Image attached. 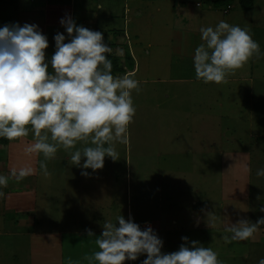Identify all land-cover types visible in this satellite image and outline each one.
I'll return each mask as SVG.
<instances>
[{
    "label": "rangeland",
    "instance_id": "obj_1",
    "mask_svg": "<svg viewBox=\"0 0 264 264\" xmlns=\"http://www.w3.org/2000/svg\"><path fill=\"white\" fill-rule=\"evenodd\" d=\"M198 1L199 7L194 3L181 9L179 19H185L173 22L174 27L179 24L178 29L187 31L195 25L199 31L201 26L214 27L220 20L240 25L259 43L260 54L230 73L226 82L203 84L193 82L196 75L191 57L180 59L171 55L168 35L164 36L167 42L163 39L153 42L150 48L145 46L146 60L141 58L145 62L141 65L144 61L141 60L135 76L143 83L139 82L138 93L132 92L136 112L128 127V141L115 145L119 159L106 161L104 171L99 173L100 183L92 173L84 176L86 179L79 178L83 183L78 186L82 188V198L80 193H74L72 183L65 187V195L84 201L81 212L74 219L75 225L98 224L94 219L99 217L101 222L108 213V195L103 191L108 187L105 181L110 178L114 181L109 182L112 191L109 196L115 197L116 202L114 218L122 214L127 219L125 207L128 209L129 202L137 218L134 222L141 229L149 223L163 240L162 252L178 250L180 244L185 243L181 237L187 236L189 242L197 240L213 248L223 264H258L261 258L256 243H250L253 248L251 245L242 247L236 241L226 243L221 238L227 233L220 228L223 214L225 221L232 223L241 218L255 223L264 217V212L260 211L264 207V176L256 175L257 169L264 168V138L256 136L257 133L264 135V0H254L248 12L241 10L238 0H233L230 7L223 6L228 9L227 13L211 10L212 15L207 11L210 0ZM149 34L142 44L150 42ZM151 37L157 38V35ZM178 75L190 80H167ZM62 152L63 149H58L55 156H63ZM245 165L250 172L244 170ZM39 183V193L44 195V183ZM51 186L47 192L53 190ZM87 190L97 195L93 197ZM61 192L63 196V189ZM53 195L57 196V192ZM87 198H95L97 204L92 205L91 200V205L87 204ZM41 200L43 203L44 197ZM46 200L47 210L55 217L51 222L60 221L61 202L59 199ZM77 202L75 206L80 207ZM203 204L214 217L211 238L203 228L189 229L190 233L181 234L179 229L186 225L187 217L192 212L197 215ZM4 216L6 220L10 217ZM157 222H161L164 230H158ZM260 229H264V225ZM168 241H173L170 247ZM29 248L27 234L19 226L0 228V264H34ZM261 249L264 250V246ZM145 255L131 262L140 264Z\"/></svg>",
    "mask_w": 264,
    "mask_h": 264
},
{
    "label": "clouds",
    "instance_id": "obj_2",
    "mask_svg": "<svg viewBox=\"0 0 264 264\" xmlns=\"http://www.w3.org/2000/svg\"><path fill=\"white\" fill-rule=\"evenodd\" d=\"M60 24L67 37L61 32L54 35L50 59L45 53L48 38L37 24L0 26V138L22 143L26 158L8 175L0 174V189L10 179L19 182L36 172L47 177V162L60 148L69 152L72 165L87 177L91 174L87 169L103 168L106 156L118 160L115 145L128 141L136 112L132 92L140 91L139 81L134 74L113 75L109 59L113 49L101 31L78 25L68 14ZM199 32L202 43L194 49L192 60L196 79L203 83L226 82L230 73L260 54L259 43L240 25L220 20L214 27L201 26ZM117 52L123 54L122 49ZM29 132L30 141L25 139ZM78 143L84 146L76 147ZM82 157L86 159L81 164ZM244 170L251 171L247 165ZM256 175L264 176V168L257 169ZM5 198L0 190V199ZM260 225L264 217L255 223L243 218L229 221L223 239L229 243L254 238ZM87 235L95 237L99 249L86 257L90 264H124L142 254L146 257L140 264H223L213 248L197 240L189 242L187 236L181 237L185 243L178 250L162 252L163 240L157 232L150 224L141 229L131 215L106 221L99 236L90 229ZM258 264H264V258Z\"/></svg>",
    "mask_w": 264,
    "mask_h": 264
},
{
    "label": "crops",
    "instance_id": "obj_3",
    "mask_svg": "<svg viewBox=\"0 0 264 264\" xmlns=\"http://www.w3.org/2000/svg\"><path fill=\"white\" fill-rule=\"evenodd\" d=\"M232 1H230L231 4ZM214 2L219 1L210 0L207 7L210 15H212L211 10H222L223 13L228 12V9L223 7L225 6L224 4L216 5ZM98 4H102V9L97 8ZM198 4V0H0V26L12 22H19L21 26L25 22L37 24L42 33L48 38L49 46L45 50V53L46 59H50L55 51L54 35L57 32H61L67 37L64 27L60 24V19L68 14L78 25L102 32L104 42L113 49V52L109 54V59L112 61V73L114 76H123L125 74H134L136 76L140 62L144 60L141 58H145V55H147L145 46L150 48L153 42L158 43L163 39L167 42L168 39L164 37L167 35L171 45L170 53L173 57L181 59L182 57L189 56L192 59L194 49L201 43L200 32L195 28V25H193L194 28L186 31L178 29L179 24L174 27L173 22H180L185 19H179L182 8L185 7L186 9L188 5L199 7ZM252 4L254 5V0H252ZM212 6L217 9H213ZM226 7L230 6L227 5ZM203 13L205 14V11ZM188 18H190L189 15ZM147 29L148 33H150L148 35L150 36V42L148 41L144 45L142 41H144V37L148 34ZM152 34L157 35V38H152ZM170 34H172L171 39ZM118 49L123 50L122 55L118 54ZM165 69H167V65H165ZM49 71H51V66L49 67ZM184 79L185 76L178 75L176 77L170 76L167 80L170 82L190 80ZM137 80L143 83L142 79ZM193 80V82L203 83L197 80L196 77ZM203 84H212V82ZM256 136L257 138H264V135L260 133H257ZM25 139L32 140L31 132H29L28 137ZM76 147L82 148V143H78ZM22 149L23 144L18 142L7 140L6 144H0V174L8 175L13 166H17L25 161L26 158L23 155ZM62 153H64L63 156H55L47 162L49 176H41L42 174L36 172L19 182L15 179H10L8 185L4 187L5 190L8 189L7 191L4 190L6 198L0 201V228L4 226L13 229L19 226L20 230L26 232L30 247L29 255L34 264H90L86 257H91L99 249L95 243V237L88 236L87 230L90 229L96 236H99L102 232L103 223L106 221L115 222L116 220L114 218V214L116 213L115 197L109 196V194H112V191L109 190V182L114 181L108 178L105 181L108 183V187L103 191L108 195L107 200L109 203L106 205L107 215L101 219V222L99 217L95 218L96 220L94 219V221H97L98 224L93 222L94 224L87 225L86 227L78 224L75 225L74 219L81 212L84 202L81 199L83 197L82 188L78 187L83 185L82 182H79V178L83 175H81L80 167L72 165V162L68 158L69 152L63 149ZM84 159L86 158L82 157L81 164ZM106 161L110 163L111 158L106 156L104 164H106ZM87 171L94 175L96 174V182L100 183L98 179L100 177L99 173L104 171L103 169H98L95 172L91 169H87ZM50 175L54 178L51 177L49 179ZM84 179L86 178L84 177ZM41 181L44 183L42 184L45 188L43 190L44 195L39 193L40 187H38V183ZM55 183H57L56 186H51ZM69 183H72L74 186V193L76 195L80 193L81 198L79 200H75L72 195H65V187ZM42 185L40 186L42 187ZM49 186L53 190L47 192ZM62 189L63 196L61 195ZM87 191L92 192L93 197L97 195L95 194L97 192L94 193L93 190ZM56 192L57 196H54L53 194ZM41 197L45 199L43 203ZM46 198L49 202L54 199H59L58 201L61 202V209L58 215L60 221L51 222V219L55 217H52L50 211L47 210L48 203L46 202ZM90 200L92 201V205L97 204L95 198L88 199L87 204L91 205ZM76 202L80 207L75 206ZM202 206V209H198L197 215H195V212H192L187 217L186 225L179 229L181 234L186 233L189 229L198 230L199 228H203L204 232H209L208 236L211 238L214 221L212 217L207 216L208 211H206L204 204ZM125 208L127 219L131 215L134 221H137L136 216L131 212V204L129 202L128 209L127 206ZM83 210L85 213L86 209ZM4 214L10 216L8 220L5 219ZM221 218H224V220L221 221L220 229L224 232L226 223L228 222L225 221L224 214L223 216L221 215ZM144 222L147 221L144 220ZM146 224L149 225V223ZM160 225L161 222H157L158 230H164ZM260 227L261 225L254 238L236 242L242 247H247L251 245L250 243H256L255 248L257 249L258 256L264 258V250L261 249V246H264V235L261 236L264 229L261 230ZM10 232L12 231H5V233L9 234ZM188 232L190 233V231ZM171 244H173V241L167 242V246L170 247ZM246 249L248 250V248ZM249 257L250 254H248V259ZM131 263L133 264V262L127 260L124 262V264Z\"/></svg>",
    "mask_w": 264,
    "mask_h": 264
},
{
    "label": "trees",
    "instance_id": "obj_4",
    "mask_svg": "<svg viewBox=\"0 0 264 264\" xmlns=\"http://www.w3.org/2000/svg\"><path fill=\"white\" fill-rule=\"evenodd\" d=\"M218 1L221 2V4H224L226 6L229 5V3H231L230 2L231 0H218ZM238 1H239V5L243 11H247V10L252 8V5H253L252 0H238ZM6 143H7L6 139L0 138V144L4 145Z\"/></svg>",
    "mask_w": 264,
    "mask_h": 264
}]
</instances>
